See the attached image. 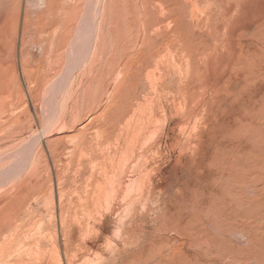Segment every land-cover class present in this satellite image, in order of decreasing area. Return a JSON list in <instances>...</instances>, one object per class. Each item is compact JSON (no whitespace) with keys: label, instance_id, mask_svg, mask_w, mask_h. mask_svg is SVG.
<instances>
[{"label":"rangeland","instance_id":"rangeland-1","mask_svg":"<svg viewBox=\"0 0 264 264\" xmlns=\"http://www.w3.org/2000/svg\"><path fill=\"white\" fill-rule=\"evenodd\" d=\"M0 264H264V0H0Z\"/></svg>","mask_w":264,"mask_h":264}]
</instances>
